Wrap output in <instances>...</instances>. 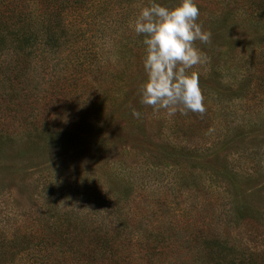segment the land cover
<instances>
[{
    "label": "trees",
    "instance_id": "obj_1",
    "mask_svg": "<svg viewBox=\"0 0 264 264\" xmlns=\"http://www.w3.org/2000/svg\"><path fill=\"white\" fill-rule=\"evenodd\" d=\"M211 1L214 9L205 8L223 21H241L249 38L239 45L246 61L238 95L226 97L241 99L245 117L242 125L226 122L234 134L224 136V150L200 153L169 143L155 153L146 146L162 143L149 137L123 144L127 129L140 128L145 105L128 102L125 86L100 62L107 42L141 47L144 37L129 25L150 0H0V264H264V110L247 104L264 102V0ZM83 121L97 132L84 144L92 150L88 157L99 154L104 163L107 149L146 147L142 157L150 165L138 175L130 170L125 180L96 167L94 184L109 185L97 203L83 187L53 193L49 183L33 192L28 167L13 164L16 138L29 146L33 139L71 138ZM169 157L174 178L163 181L155 168ZM122 165L116 170L126 175ZM165 184L187 193L189 205L137 191L161 194ZM146 199L151 210L141 209Z\"/></svg>",
    "mask_w": 264,
    "mask_h": 264
},
{
    "label": "rangeland",
    "instance_id": "obj_2",
    "mask_svg": "<svg viewBox=\"0 0 264 264\" xmlns=\"http://www.w3.org/2000/svg\"><path fill=\"white\" fill-rule=\"evenodd\" d=\"M178 3L179 0H165L162 4L172 8ZM197 3L202 4L197 22L202 25L204 30L211 33V39L207 45L201 44L199 41L195 42L196 46L206 55L207 61L205 64L197 65L189 71L195 70L199 72V84L205 97L204 113L188 112V116L187 114L184 115L177 111L175 115L168 116L164 110L154 111L151 106L145 105V119L142 118V122L139 126L140 128L136 129L132 127L131 130L127 129L124 134L123 144L126 139L129 141V138L131 142H133V137L143 140L145 137H149L151 140H157L162 143L161 145H158V147L155 146V144V147L152 148L149 145L146 146L150 150L152 149L155 151V153H161L162 151L160 147L162 145L168 146L169 143L179 147L191 148L200 153L207 149L210 151H212V149L224 150L225 146L223 145V141L226 139L225 137L234 134L232 128L228 130L227 125H225L226 122L228 121L231 124L237 122L241 124L240 120L242 119V116H244L243 109L248 107L241 104V99L236 100V102H229L226 97L230 96V94L233 97L238 95L239 89L236 83V78H240V75L243 72L242 65H245L246 61V56H244V54L242 55L239 51V45L240 42L247 41L249 38L244 35V29L240 26L242 23L241 21H237V19H234L233 17H229L228 21H223L226 16L215 17L213 14L214 10L210 8L208 10L205 8L208 4L214 9L215 3L213 1L197 0ZM213 18H216L219 22L211 24L209 20ZM141 42H139L141 47H137L134 44H129L126 47L124 42H107L104 45L100 56V62L104 67L102 72L109 74L112 72L113 75L117 76L116 82L119 87L121 85L125 86L124 89H122V93L124 91L128 92L129 96L126 97L128 102L129 100L130 102H136L137 99L141 101V86L147 80V74L143 67L145 46L143 41ZM227 44L230 45L226 46ZM231 46L233 47V50H229V47ZM137 48L138 51H136ZM106 68L108 69L106 70ZM65 72L67 71L63 70V73ZM96 73H98V71ZM96 73L90 75V81L94 76H100L96 75ZM88 83L86 86L87 90L90 88ZM229 85H231V87H229ZM85 97L86 95H84L81 100ZM247 104L249 107L257 109L259 112L264 110V102L248 100ZM126 105H128V103H125V106ZM76 106H79V103ZM63 120L64 119L59 118V124L60 122H63ZM59 127L61 126H58L57 129ZM59 129L60 131L62 130L61 128ZM79 129H84L86 132L81 133ZM90 129V125L83 121L82 126L76 127L74 130L75 136H71V138L64 136L53 142L46 138L38 140L33 139L35 143L30 146L27 145V141L29 140L25 138L24 140L16 138L17 140L14 144L17 143L15 145L17 159L13 164L22 166L23 168L25 166L28 167L27 170L26 168L24 169L26 170L25 173L29 174L28 180L33 182V185L36 186L33 189V192H40L42 189L45 190L44 186L48 187L49 183L52 188L48 191L53 193L55 192L53 189L64 193L66 187H83L84 191L87 192L85 196L88 197L91 194L96 196L97 200H94L97 203L98 200L105 198L104 194L108 191V189H106L108 184H94L96 178L99 177L96 167H99L98 170L101 175L107 173V171L110 174L120 173L118 174L119 178L124 177L125 180V178H128L129 175L134 173H129L130 170L138 171L137 174H135L138 175L142 171V168H145L146 165H150L142 157V154L147 152L148 148L146 147L142 150H132L120 146L113 150H106V148H104V150H106H103L106 152L104 155L109 154L107 161L104 163L98 161L99 159L97 157L99 154L96 157H88L87 155H89L92 150L86 148L87 146L84 144L87 143L88 140H90L89 138L94 136V134H97V132L91 131ZM87 130L89 131L87 132ZM12 135L19 137V134L17 133H12ZM144 142L147 141L144 140ZM247 145L251 146L250 143H247ZM172 158L170 159L169 157V159H161V161H159V163H162L167 167L162 166L155 168L157 176L161 177L163 181H167L174 176L173 169L169 165L172 162ZM111 160H114L115 163H111ZM119 163L124 164L122 166L127 168L126 171L128 172H126V175L125 172L121 173L116 170L117 168H122L117 166ZM67 164L71 169L70 167H66ZM245 166L246 165H244V167ZM104 168L107 171H105ZM74 172L77 173L74 174ZM119 188H123L124 190L126 186L121 183ZM166 188L168 189V192L163 190L161 194L149 189L143 191L138 187L137 191L144 193L146 198L148 197L147 195L155 194L158 196L162 195L171 203L174 202V200H178V202L180 201V206L191 201L186 192V196L185 194L180 196L174 194L173 190L168 187V185H166ZM56 196H59L60 199L62 198V202H67V198H69L67 195ZM143 205L145 206L141 209L148 208L151 210L153 202L147 200ZM93 208L94 209L92 210L95 212V206ZM163 215L167 218V216L171 214L164 211Z\"/></svg>",
    "mask_w": 264,
    "mask_h": 264
},
{
    "label": "clouds",
    "instance_id": "obj_3",
    "mask_svg": "<svg viewBox=\"0 0 264 264\" xmlns=\"http://www.w3.org/2000/svg\"><path fill=\"white\" fill-rule=\"evenodd\" d=\"M198 17L197 0H179L172 8L150 0L130 23L133 31L144 37L147 80L141 86V104L154 111L164 110L168 116L177 111L184 115L204 113L199 72L189 71L207 61L195 42L207 45L211 39V33L197 22ZM132 115L140 118L141 113L134 109Z\"/></svg>",
    "mask_w": 264,
    "mask_h": 264
}]
</instances>
